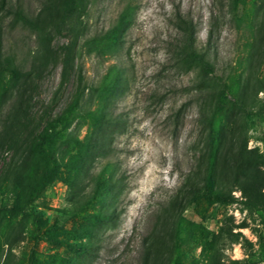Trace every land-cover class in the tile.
Listing matches in <instances>:
<instances>
[{
    "label": "rangeland",
    "instance_id": "obj_1",
    "mask_svg": "<svg viewBox=\"0 0 264 264\" xmlns=\"http://www.w3.org/2000/svg\"><path fill=\"white\" fill-rule=\"evenodd\" d=\"M86 1L74 39L60 33L63 0H0V64L13 60L30 75L18 91L0 97V264H136L143 237L153 231L161 248L168 201L181 189L183 198L206 168L205 118L215 107L207 87L219 90L221 82L249 79L247 105L236 106L237 96L227 94V133L236 149L246 145L264 155V0ZM17 11L33 25L22 23ZM125 11L130 27L111 49L104 36ZM190 28L194 47L206 51L214 65L209 83H202L198 68L183 63ZM68 45L75 68L64 80ZM80 75L86 85L82 111L108 100L122 123L91 174L80 179V196L89 195L101 172H116L126 186L116 203L118 219L102 225L107 229L91 242L95 254L87 257L72 247L90 240L87 234L96 226L90 215L98 208L71 205L70 187L61 178L52 179L29 207L31 217L1 212L22 203L28 189V179L14 186L13 172L27 150L29 133L72 102ZM111 78L120 81L119 89L112 93L107 87L104 93ZM8 80L9 75L4 83ZM4 89L0 84V96ZM91 133V120L77 116L64 137L84 144ZM66 148L79 153L75 143ZM65 164L63 178L70 175ZM233 196L226 203L198 197L187 204L184 217L210 233L216 264H264V219L245 204L241 192ZM181 251L180 264H208L197 244Z\"/></svg>",
    "mask_w": 264,
    "mask_h": 264
},
{
    "label": "trees",
    "instance_id": "obj_2",
    "mask_svg": "<svg viewBox=\"0 0 264 264\" xmlns=\"http://www.w3.org/2000/svg\"><path fill=\"white\" fill-rule=\"evenodd\" d=\"M54 0H48L53 2ZM87 10L86 0H63V10L61 13L62 29L60 33L77 37L81 18ZM16 16L22 23L33 25V21L21 11L16 12ZM130 19L127 12L121 14L118 23L104 36V43L113 49L118 47L124 38V34L130 27ZM70 23L73 26L67 27ZM183 29V28H182ZM188 30L189 28H184ZM191 29V28H190ZM66 32V33H65ZM190 42L186 49H182V60L189 68H198L202 74V83H209L215 75L214 65L210 62L208 53L199 51L194 47L192 29ZM63 79L70 78L74 71L72 46H65ZM249 64V63H248ZM115 72L118 70L114 69ZM9 75L10 80L4 83L5 77ZM30 77L29 73H24L13 60L7 59L0 64V84L4 86L1 99L9 96L11 92L18 91L20 87ZM221 82V88L207 87L205 91L209 98L215 102L213 114L206 117L205 121L209 127L206 141V168L204 172L197 175L198 181L190 185L186 190V195L181 198L180 192L172 196L165 208L167 219H169L166 229L160 235L162 240L161 248L158 247V239L154 238L155 231L147 233L142 239L141 252L136 264H180L181 251L187 245L197 244L202 248L203 256L207 258L208 264H216L211 253L213 239L210 233L199 224L193 223L184 217L187 204L194 202L198 197L207 201L231 202L235 200L233 193L241 192L244 202L249 207L258 211L264 219V155L259 150L236 149L233 139L228 138L227 125V94L232 92L237 96L236 106H245L248 102L247 92L250 87L249 79L244 84L240 81ZM79 86L72 102L62 111L60 115L48 120L41 128L32 130L29 133L28 147L15 167L13 172L14 186H21L26 181L28 189L22 199V203L11 209L2 207V213L13 212L29 218L33 215L28 211L29 207L40 196L43 190L54 178H61L70 187L71 195L69 203L78 206L80 210L88 208H98L90 216L96 219V226L87 234L90 237L88 242L76 245L73 248L80 256L94 255L95 242L107 228L102 225H113L119 217L117 201L124 188L123 177L117 178L116 172H111L106 176L105 172L95 176V182L88 196H80V179L82 176H89L91 169L99 158L103 157L108 150V139L111 138L115 129L122 127L121 119L113 114L109 109L110 101L106 100L99 104L96 109H86L82 111V103L85 100L86 85L80 75ZM261 84L262 79L259 81ZM110 85L106 84L114 93L119 89L120 81L111 78ZM260 92L264 86L260 87ZM108 93H111L108 92ZM86 117L91 120L94 133H91L86 142L80 143L71 137L65 138L66 131L70 128L76 117ZM75 143L79 148V153L74 154L65 146ZM73 147L75 145H72ZM62 154V155H61ZM41 157L42 163H36L38 170L33 168L34 162ZM69 169L67 178H63L61 170L63 163ZM33 163V164H32ZM109 168V165L106 166ZM181 252V253H180Z\"/></svg>",
    "mask_w": 264,
    "mask_h": 264
}]
</instances>
